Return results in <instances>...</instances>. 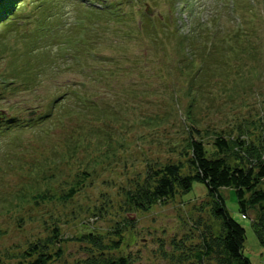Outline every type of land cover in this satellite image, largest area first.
<instances>
[{
    "label": "rangeland",
    "instance_id": "374dc122",
    "mask_svg": "<svg viewBox=\"0 0 264 264\" xmlns=\"http://www.w3.org/2000/svg\"><path fill=\"white\" fill-rule=\"evenodd\" d=\"M107 1H114L117 10L110 18L95 17L80 0H72L62 7L59 24L54 18L45 20L53 21L49 25L56 24L60 35L75 39H67L63 47L47 48L45 37L36 40L41 32H33L43 17L33 4L25 9L33 18L17 21L12 32L0 28V52L8 59L0 69L7 68L17 49L27 51L35 41L43 61L55 56L61 64L54 79L0 104L3 109L17 107L13 114L24 118L53 108L43 125L0 135V259L7 263L56 227L64 239L92 230L110 241L120 239L114 234L118 226L123 251L111 254L130 255L133 264L195 261L205 224L218 233L223 223L213 214L206 182L195 180L189 192L147 211L131 208L125 191L145 178L149 164L185 162L181 152L193 123L201 130L194 132L195 138L204 139L207 148L217 132L245 143L262 138L253 126L264 123V0H255V8L252 0ZM78 18L88 23L87 30L74 27ZM178 27H196L201 33L203 27L223 29L229 41L240 30L249 37L248 42L234 38L231 51L218 46L207 68L195 74L186 72L189 63L174 33ZM76 45L83 64L71 57ZM196 58L200 66V56ZM66 89L71 94L54 103L55 95ZM72 188L73 196L62 200ZM220 193L230 215L246 228L245 256L264 264L254 211L241 213L236 189ZM58 245L62 257L51 264H79L91 255L86 243L66 240Z\"/></svg>",
    "mask_w": 264,
    "mask_h": 264
},
{
    "label": "trees",
    "instance_id": "16d2710c",
    "mask_svg": "<svg viewBox=\"0 0 264 264\" xmlns=\"http://www.w3.org/2000/svg\"><path fill=\"white\" fill-rule=\"evenodd\" d=\"M67 1L0 0V26L9 30L16 28L17 21L33 18V15H25L27 13L25 11L26 6L33 4L35 9L42 10L41 17H43V20L38 24L39 28L33 32H41L36 35V40L44 39V37L48 38L47 48L58 45L63 47L67 39L74 43L73 40L75 39L60 35L56 31L57 27H55L56 24H59V19L63 20V18H60L63 14L62 7L66 5ZM94 1L108 2L107 0ZM108 5L115 12L116 5L114 1L111 4L109 2ZM101 10L104 9L95 10L94 16L99 17L101 15L105 17L106 12ZM37 18L39 19L40 16H37ZM52 18H54L53 21L56 24L49 25L53 24V21L45 23L46 19ZM211 23L214 25V20ZM87 24L82 18H78L73 22L74 27L81 26L84 30H87ZM202 30L204 33L198 31L196 27L188 30L183 28L181 30L178 27L176 32H174L178 36V49L181 50L184 58L189 63L187 68L192 69V71L187 69L186 72L195 74L203 72L208 66L205 63L214 55L216 50H219L218 46L225 52L231 51L234 49L232 47L234 38H236L237 42L246 41L245 38L249 37L247 33L244 34L245 30H240L229 41L230 35L223 33V29L217 31V29L213 30L203 27ZM217 36H222V38ZM35 42L39 44L38 41ZM216 42L220 44H216ZM38 44L32 45L27 51L17 49L12 54L13 60L9 62L7 68L0 69V104L4 100L11 99L17 93L38 88L46 80L54 79L55 74L61 71V64L58 63L57 57L54 56L51 61H43L41 59ZM248 45L253 46L251 44ZM76 47L78 50L74 49L75 51L71 53V57L77 60V64H83L80 48L78 45ZM1 53L0 63L2 65L8 59H6L7 55ZM91 53L94 54L93 51ZM197 56H200L199 59H201L200 66L195 64ZM18 57L16 64L14 61ZM58 67L59 71L57 70ZM183 69H186V67L181 68V70ZM190 87L193 88L192 85ZM192 91L189 90V94ZM195 91H197V94L200 90ZM69 94L71 92L68 89L61 94L57 93L54 103H57L64 95L69 96ZM16 109L17 107L15 106L5 109L0 108V113L5 112V114H0V116H5V119H0V135L8 130L16 131L22 128L41 126L53 114V108L51 107L48 112L44 113L28 112L27 117L24 118L21 113L18 115L13 114ZM25 109L29 108H23V110ZM253 127L262 133V138L258 139V142L250 141L245 143L240 137L231 140L222 135V132H217L212 146L207 148L204 139L195 138L194 132L201 134V130L193 123L190 126L191 129L188 128L190 137L185 150L181 152V154L186 156V163L179 161L163 165L149 164L145 178L143 177L142 181H137L134 189L125 191L127 204L131 208L147 211L156 204H167L179 193L189 192L195 180L206 182L209 189L208 194L213 199V214L216 218L222 219L223 223L218 233L213 225L205 224V231L201 234V242L193 252L196 260L188 261V264H253L251 259L244 254L246 228L230 215L225 200L220 193L222 188L236 189L240 211L243 215H249L250 211H254L252 214L253 224L259 239L264 243V123ZM239 128L243 131L241 125ZM247 132L251 133L252 131L247 129ZM211 147L213 148L210 151ZM186 164L187 172L184 171ZM74 190L72 188L69 193L62 197V200L70 199L74 194ZM121 232L122 228L118 226L114 234L119 235V240L110 238L109 241L106 235L92 230L85 231L71 239H64L59 227H56L49 237L32 242L25 250L19 254H14L12 257L15 259L14 262L7 263L0 259V264H51L62 257L61 245L58 244L66 240H76L89 245L87 248L91 251V255L79 264H133V259L130 255L121 254L116 256L113 253L111 254L114 251L119 250V253L123 251V233ZM56 246H58L57 249H55ZM184 258L188 259V257Z\"/></svg>",
    "mask_w": 264,
    "mask_h": 264
}]
</instances>
